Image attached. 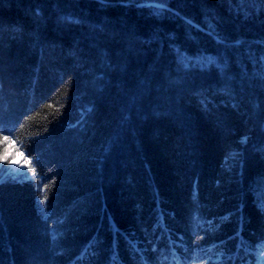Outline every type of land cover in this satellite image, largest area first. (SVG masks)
I'll return each instance as SVG.
<instances>
[{"label": "trees", "instance_id": "obj_1", "mask_svg": "<svg viewBox=\"0 0 264 264\" xmlns=\"http://www.w3.org/2000/svg\"><path fill=\"white\" fill-rule=\"evenodd\" d=\"M256 40L264 0H0V153L34 171L0 166V264H264Z\"/></svg>", "mask_w": 264, "mask_h": 264}, {"label": "rangeland", "instance_id": "obj_2", "mask_svg": "<svg viewBox=\"0 0 264 264\" xmlns=\"http://www.w3.org/2000/svg\"><path fill=\"white\" fill-rule=\"evenodd\" d=\"M4 143L3 152L0 153V166L4 164L5 168L12 170L11 176L17 179L32 177L34 171L28 159L17 151V146L7 139H2ZM261 257L264 258V250L261 251Z\"/></svg>", "mask_w": 264, "mask_h": 264}, {"label": "water", "instance_id": "obj_3", "mask_svg": "<svg viewBox=\"0 0 264 264\" xmlns=\"http://www.w3.org/2000/svg\"><path fill=\"white\" fill-rule=\"evenodd\" d=\"M138 6H141V7H159V8H164V9H169L173 12H175L174 10H172L170 7H168L167 5L163 4V3H160V2H140V3H136ZM189 23H191L193 26L201 29V30H204L203 28H201L198 24L190 21L189 19H186ZM205 31V30H204ZM257 42H260L264 45V42L263 41H260V40H256ZM233 43H239V40L236 41V42H233Z\"/></svg>", "mask_w": 264, "mask_h": 264}]
</instances>
